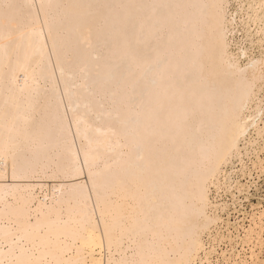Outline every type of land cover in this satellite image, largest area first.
<instances>
[{
	"label": "bare ground",
	"instance_id": "obj_1",
	"mask_svg": "<svg viewBox=\"0 0 264 264\" xmlns=\"http://www.w3.org/2000/svg\"><path fill=\"white\" fill-rule=\"evenodd\" d=\"M6 1L0 264H251L264 0Z\"/></svg>",
	"mask_w": 264,
	"mask_h": 264
},
{
	"label": "rangeland",
	"instance_id": "obj_2",
	"mask_svg": "<svg viewBox=\"0 0 264 264\" xmlns=\"http://www.w3.org/2000/svg\"><path fill=\"white\" fill-rule=\"evenodd\" d=\"M2 0H0V3L2 4L1 6H2V8H5V9H9L10 8V6H12V4H10V2H8V1H6V5L4 4L5 3V0L4 1H2V2H4V3H2L1 2ZM62 2V4L61 3H59V2ZM95 2H94V6H93V9H95L94 7H96V9H98L100 6H103V7H100L99 8V10H104L105 8H106V6L109 4V3H111V2H113V5H114V7L112 8V10H111V15H113V16H115V17H117L118 16V14H121L122 13V11L124 10V8L126 7L125 5H127V3H130V4H128L127 6H129V5H131V3H133V2H130V1H127V0H111V2H108V1H110V0H108V1H106V0H94ZM106 1V2H105ZM116 1V2H115ZM70 2V0L68 1V0H58V1H55L54 0V5H53V11L52 12H54L55 10H57V11H59V12H57V11H55L54 12V14H52L53 15V19L55 20V23L57 24V23H59V25H61V26H63V24L64 25H66L67 23H68V21L70 20V17L71 16H69V13H68V16H65V15H63L62 14V12H63V10H62V8L64 9L66 6H67V4ZM116 4H115V3ZM119 2V3H118ZM105 3H108V4H105ZM123 3V4H122ZM57 4H60L58 7H57ZM95 4H97V5H95ZM100 4V6H98ZM104 4H105V6H104ZM116 5H119V6H116ZM55 6L57 7V8H55ZM106 10V9H105ZM94 11H96V10H94ZM94 11H91L90 10V12L91 13H89L88 14V12H87V14L85 13L84 15H83V17H85V18H91L92 16V19L94 18V16H96L97 15V11L95 12V14L93 15V13H94ZM116 11H117V13H116ZM58 14H57V13ZM56 13V14H55ZM76 14V12H71L70 13V15H73V14ZM113 13H115V15L113 14ZM59 16V17H58ZM82 16V15H81ZM67 17V18H66ZM64 18V19H63ZM62 21V22H61ZM103 25H104V23H102ZM103 25H101L100 27H102ZM63 33H61V35L62 36H67V33H66V31L64 32V31H62ZM69 39H70V41H69ZM136 43V42H135ZM68 44V45H67ZM64 47L63 48H65L66 50L72 45V42H71V37H69V38H67L66 40H65V42H64ZM67 46V47H66ZM115 49L116 48H114V51H115ZM102 51V49H99V51ZM253 50V51H252ZM99 51H98V53H99ZM101 51H100V53H101ZM113 51V53L112 54H110L111 55V57H113L114 55H116L117 54V51H115L114 52ZM260 52H262V50L258 47V46H254V47H251V54L252 55H254V56H259L260 55ZM99 53V54H100ZM114 54V55H113ZM100 55H103V51H102V53L100 54ZM118 55V54H117ZM71 56L72 55H70L69 57H70V59H71ZM131 65H132V62H131ZM136 68V67H135ZM117 71H121L122 70V67L121 68H119L118 67V69L117 68H115ZM112 70L111 71V74H113V76H114V79H112V80H110V81H107L106 82V84H105V86H110V82L112 83H114L115 82V75L116 76H120V74H121V72L120 73H116L117 71L116 70ZM134 70V69H133ZM136 71L134 72H132L133 73V75H136L137 73H138V69H135ZM116 73V74H115ZM106 75V74H105ZM118 77L116 78V79H118ZM114 80V81H113ZM109 82V83H108ZM113 83H112V85H113ZM97 85H102V84H100V82L97 84ZM103 86V85H102ZM104 86V88H106ZM264 143V142H263ZM261 158L262 159H264V151L261 153ZM254 159V158H253ZM245 162H246V164H247V166L249 167V169L250 170H252L251 172H252V176L251 177H249L248 179H247V177L246 178H243V183H246L247 181H249L250 182V180H251V178H252V181L253 182H255V184L253 185L252 184V187L250 188V190H251V194H252V197L250 198L251 199V202H246L245 200H244V204H243V206L244 207H242L243 208V210H244V212L246 213V215H243V214H238V215H236L235 214V212L234 211H232V216H240V219H244V217H245V219H244V221H245V225L246 226H248V224L250 225L251 224V222H250V220H251V218H252V216L255 218L256 217V215L257 216H259L258 214L261 212V211H264V171L262 172L260 169H255L254 168V166H253V164H252V161L250 160V159H248V158H246L245 159ZM238 164V163H237ZM236 167H237V170H239L241 167L240 166H238V165H236ZM239 168V169H238ZM46 181H48V180H35L34 182H46ZM228 199L230 200V197H228ZM251 205V206H250ZM253 207V208H252ZM240 209V208H239ZM246 209V210H245ZM254 213V214H253ZM251 216V217H250ZM243 217V218H242ZM257 218V217H256ZM260 238H261V240H260V242H258V244L255 242V240L253 241V242H255L256 243V246H253V248L250 250V251H247L246 253H247V256L248 257H250V259H251V264H252V257L250 256V255H252L253 254V252H254V255L255 254H257V256L255 255V257L253 258V262L255 261V262H257V263H259V261L261 262V263H259V264H263L262 262L264 261V231L263 232H261V236H260ZM255 239V238H254ZM257 241V240H256ZM252 244V243H251ZM222 247H224V246H222ZM249 247H247V249H248ZM252 251V252H251ZM256 258V259H255ZM257 259H259V260H257Z\"/></svg>",
	"mask_w": 264,
	"mask_h": 264
}]
</instances>
